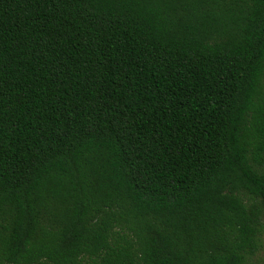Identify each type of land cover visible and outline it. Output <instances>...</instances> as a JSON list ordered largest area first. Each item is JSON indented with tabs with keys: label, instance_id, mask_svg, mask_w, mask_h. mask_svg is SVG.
<instances>
[{
	"label": "trees",
	"instance_id": "16d2710c",
	"mask_svg": "<svg viewBox=\"0 0 264 264\" xmlns=\"http://www.w3.org/2000/svg\"><path fill=\"white\" fill-rule=\"evenodd\" d=\"M264 228V0H0V264H249Z\"/></svg>",
	"mask_w": 264,
	"mask_h": 264
},
{
	"label": "rangeland",
	"instance_id": "374dc122",
	"mask_svg": "<svg viewBox=\"0 0 264 264\" xmlns=\"http://www.w3.org/2000/svg\"><path fill=\"white\" fill-rule=\"evenodd\" d=\"M247 262L249 264H264V228L259 251L252 257H249Z\"/></svg>",
	"mask_w": 264,
	"mask_h": 264
}]
</instances>
